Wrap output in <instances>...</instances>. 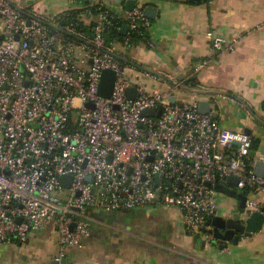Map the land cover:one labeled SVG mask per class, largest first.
I'll list each match as a JSON object with an SVG mask.
<instances>
[{"label":"built area","instance_id":"built-area-1","mask_svg":"<svg viewBox=\"0 0 264 264\" xmlns=\"http://www.w3.org/2000/svg\"><path fill=\"white\" fill-rule=\"evenodd\" d=\"M17 1L0 0V245L24 243L30 232L52 226L62 261L69 247L90 237L89 210L154 204L181 209L188 232L212 241L207 221L219 214L218 192L206 182L226 183L231 175L239 179L238 192L263 195L248 197L246 213H264L253 137L224 128L212 110H198V101L172 102L170 92L139 85L128 75L135 65L117 57L118 42L128 48L144 38L156 47L142 5L113 13L72 0L88 15L99 11L94 25L82 29L72 10L52 17L32 5L21 11ZM111 17L129 26L121 40L108 38L123 27ZM207 37L210 54L195 72L237 43L212 30ZM108 69L115 81L104 97ZM130 87L134 98L127 95ZM65 175L72 176L68 186Z\"/></svg>","mask_w":264,"mask_h":264},{"label":"crops","instance_id":"crops-1","mask_svg":"<svg viewBox=\"0 0 264 264\" xmlns=\"http://www.w3.org/2000/svg\"><path fill=\"white\" fill-rule=\"evenodd\" d=\"M128 0H87L113 13H125ZM20 8L33 6L55 17L66 11L83 9L72 0H19ZM152 22L149 37L128 48L115 46L118 55L159 71L177 84L153 78L135 66L128 75L138 81L147 75L151 88L170 92L180 102L209 100L221 126L236 131L249 130L257 147L251 152L256 166L264 162V0H135ZM134 6V7H135ZM133 7V8H134ZM79 18L86 26L98 20L85 10ZM237 40L233 50L220 53L199 72L195 65L210 54L207 32ZM208 91L197 93L181 88ZM262 200V193H249ZM221 216L240 210L238 197L217 193ZM246 212L245 208L242 209ZM249 215V213H247ZM91 235L81 247H69L62 257L67 264H264V227L252 236L242 235L239 243L226 241L220 248L214 240L188 232L181 209L165 205H144L116 210H89ZM60 256L55 227L32 231L24 243L0 245V264H54ZM61 264V261H58Z\"/></svg>","mask_w":264,"mask_h":264},{"label":"water","instance_id":"water-1","mask_svg":"<svg viewBox=\"0 0 264 264\" xmlns=\"http://www.w3.org/2000/svg\"><path fill=\"white\" fill-rule=\"evenodd\" d=\"M16 7L15 3H13ZM136 2L135 0H128L127 1V8L128 10H131L135 6ZM21 11H23L20 7H18ZM147 15V13H145ZM64 22H62L63 24ZM129 30V26L127 24L123 25L122 31L123 33H127ZM118 58L125 61L128 64L135 65L136 67L146 71L147 73H151L155 75L156 77L168 81L173 84H177L176 79H171L167 77L164 74L159 73V71L144 67L142 65H139L135 63L134 61L130 60L129 58L117 55ZM115 81V72L113 70H105L102 74V81L100 86V94L104 97H110L113 90V85ZM181 88L187 89L192 92L197 93H209L208 91L200 90V89H193L189 88L185 85H180ZM127 95L129 98H134L136 96V88L130 87L127 90ZM172 102H177V97L175 95H172L171 97ZM88 106H92L91 103L87 104ZM211 102L209 100H199L198 101V110L202 113H209L211 111ZM144 113L148 114H155L156 110L153 109H145ZM160 114V111L158 112ZM246 133H249V130H245ZM255 173L264 176V162L259 161L255 166ZM62 184H66L67 186L72 182V176H62ZM68 181L69 183H65ZM238 177L236 175H231L228 177L226 183H219L215 186L212 185L210 182H206V185L209 188L215 189V191L219 193H224L231 197H238L240 200V210L234 213L232 216H221L217 215L207 221L208 225L212 226V232L214 234V241L219 244L220 248H225L226 241H233L235 244L239 243L240 238L242 235L245 236H252L253 233H256L263 229L264 227V213L262 212H253L251 214H247L246 212H243L242 209L246 207V203L248 200V195L243 192H238L236 190V186L238 184ZM20 222L21 219H18ZM54 264H59L58 261H55ZM61 264H67L66 259L64 258L61 261Z\"/></svg>","mask_w":264,"mask_h":264},{"label":"trees","instance_id":"trees-1","mask_svg":"<svg viewBox=\"0 0 264 264\" xmlns=\"http://www.w3.org/2000/svg\"><path fill=\"white\" fill-rule=\"evenodd\" d=\"M201 1H205V2H208V1H210V0H201ZM84 9H79V10H73V11H71L70 13H72L71 14V16H70V18H71V20H75L78 24H79V26H80V28H82V29H90L92 26H86L84 23H83V21L79 18V14H81L80 12L81 11H83ZM99 11L97 10V9H93V13H94V15L96 14V13H98ZM111 21L115 24V25H123L124 24V22L121 20V19H119V18H117V17H111ZM126 35H127V33L125 34V33H123V31L122 30H120L118 33H116L113 29H112V31L108 34V38L109 39H119V40H121V39H123L124 37H126ZM144 39V38H143ZM140 40H142V39H140ZM123 61V60H122ZM124 63H126L125 61H123ZM257 145H258V141H256V140H254L253 141V147H252V150H254L256 147H257ZM248 192V191H247Z\"/></svg>","mask_w":264,"mask_h":264},{"label":"rangeland","instance_id":"rangeland-1","mask_svg":"<svg viewBox=\"0 0 264 264\" xmlns=\"http://www.w3.org/2000/svg\"><path fill=\"white\" fill-rule=\"evenodd\" d=\"M19 1V0H18ZM139 85H143L146 88L150 89L153 85V80L152 78H150L147 75H141L138 79V81H136Z\"/></svg>","mask_w":264,"mask_h":264}]
</instances>
